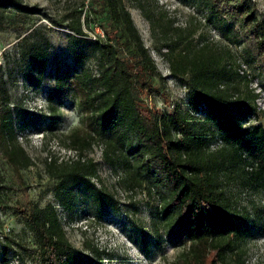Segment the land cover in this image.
I'll return each mask as SVG.
<instances>
[{"label": "trees", "instance_id": "1", "mask_svg": "<svg viewBox=\"0 0 264 264\" xmlns=\"http://www.w3.org/2000/svg\"><path fill=\"white\" fill-rule=\"evenodd\" d=\"M198 3L218 12L224 24L243 28L264 50V21L250 0ZM0 9L35 13L34 7L19 0H0ZM89 13L98 18L104 35L87 41L94 48L97 72L79 69L74 82L68 75H56L46 96L47 110L40 117L49 126L60 122L58 105L74 90L82 127L67 135L66 146L81 154L91 143L101 144L102 159L122 170L127 188H144L156 196L159 205L154 218L162 227L157 237L180 248L173 263L205 264L212 252L210 264H234V259L242 264L243 243L264 235V224L261 209L254 204L252 209L240 208L228 185L264 194V123H252L259 117L255 103L259 93L229 84L238 74L216 56L210 44L203 43L192 53L177 48L194 32L187 27L185 36L164 34L167 40L162 45L171 76L186 90V109H153L141 95L151 89V79L161 75L122 0H89ZM68 28L83 35L79 20ZM221 34L231 41L225 32ZM48 46L47 37L42 36L21 52L20 73L25 80L34 73L42 75ZM16 115L8 105L0 64V140L8 162L18 171L31 161L16 143ZM33 116L26 111L21 118ZM49 174L57 181L55 199L69 211L76 203L73 188L91 183L97 170L92 159L78 158L57 167L53 163ZM16 191L15 212L32 233L35 248L18 246L37 253L38 264L101 261L97 248L88 255L71 246L52 205L38 206L24 186ZM11 249L9 243L2 244L1 264H7Z\"/></svg>", "mask_w": 264, "mask_h": 264}, {"label": "rangeland", "instance_id": "2", "mask_svg": "<svg viewBox=\"0 0 264 264\" xmlns=\"http://www.w3.org/2000/svg\"><path fill=\"white\" fill-rule=\"evenodd\" d=\"M19 1L34 7L35 13L0 9V64L8 105L18 113L14 119L16 143L25 150L31 163L16 171L8 162L0 140V264L3 243L12 247L7 264H38L37 253L20 247L35 248L32 233L15 212L19 197L16 189L20 186L26 187L29 198L38 206L54 207L72 247L88 255L95 248L101 252V261L96 264H174L180 248L163 242L162 236L157 237L162 227L154 218L159 205L156 196L144 188H127L121 180L122 170L114 169L102 159L101 144L93 142L81 154L66 146L67 135L82 127L74 90L58 105L60 122L49 126L40 117L47 110L46 96L56 75H68L74 82L79 69L97 72L94 48L87 41L103 30L98 18L89 13V0ZM198 1L122 0L161 75L151 79V89L142 93V101L153 109L171 110L176 106L186 109V90L171 76L163 55L166 48L162 45L167 40L164 34L185 36L189 27L194 29L193 34L182 39L177 48L183 47L192 53L201 44H210L216 56L238 74L229 84L241 91L248 88L259 93L255 102L259 117L252 123H264V50L257 47L243 28L232 22L224 24L218 12L210 11ZM250 3L264 21V0H250ZM77 20L83 31L80 36L68 28ZM222 31L231 41L222 38ZM42 36L49 41L44 72L40 76L34 73L31 79L25 80L20 73L21 52L30 41ZM26 111L34 115L30 120L21 118ZM78 158L92 159L97 174L91 183L73 188L76 203L68 211L54 197L57 181L49 171L53 163L57 167ZM228 190L240 208L252 209V204L259 207L264 224V194L239 189L235 184H229ZM242 249V264H264V235L245 241ZM212 255L210 252L205 264H210Z\"/></svg>", "mask_w": 264, "mask_h": 264}, {"label": "built area", "instance_id": "3", "mask_svg": "<svg viewBox=\"0 0 264 264\" xmlns=\"http://www.w3.org/2000/svg\"><path fill=\"white\" fill-rule=\"evenodd\" d=\"M97 34V36H94V39L95 38H102L103 37V33L100 31V33H96ZM2 57H1V54H0V59H1ZM0 63H1V60H0ZM220 140L217 142V143H215L214 145H216V146H218L219 144H220Z\"/></svg>", "mask_w": 264, "mask_h": 264}]
</instances>
